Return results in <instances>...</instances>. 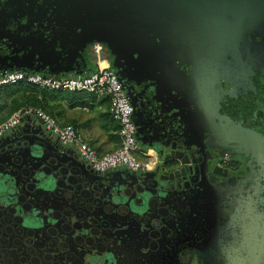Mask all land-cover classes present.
Returning a JSON list of instances; mask_svg holds the SVG:
<instances>
[{
  "label": "flooded vegetation",
  "instance_id": "obj_1",
  "mask_svg": "<svg viewBox=\"0 0 264 264\" xmlns=\"http://www.w3.org/2000/svg\"><path fill=\"white\" fill-rule=\"evenodd\" d=\"M172 3L137 63L102 43L154 169L99 172L56 136L53 149L25 133L0 154V264H264V0Z\"/></svg>",
  "mask_w": 264,
  "mask_h": 264
},
{
  "label": "water",
  "instance_id": "obj_2",
  "mask_svg": "<svg viewBox=\"0 0 264 264\" xmlns=\"http://www.w3.org/2000/svg\"><path fill=\"white\" fill-rule=\"evenodd\" d=\"M173 1L0 0V41L7 40L13 48L11 55H0V70L4 69L0 74L8 70H24L46 75L75 76L87 63V48L94 43L108 46L114 59L123 55L137 63L145 57L152 43L159 46L158 39H162L161 34L168 31L170 11L175 8ZM170 100L177 101L173 107L176 123L173 121L172 128L177 125L175 131L179 134L180 99L175 95ZM25 120L28 119H22L21 122ZM38 123L39 125H31L29 128V125L19 126L11 136L0 138V154L24 148L28 144L26 139L30 138L25 133H29L35 140L42 139L49 148L55 149V139L50 135L46 136L41 121L38 120ZM144 129L145 126L139 125L141 139L144 137ZM37 145L39 144L29 143L27 149L35 153L34 150L41 148H37ZM165 148L169 149V145ZM143 149L151 151L146 145H143ZM172 149L173 152L184 151L177 147ZM162 150L165 151L164 148ZM162 150L159 152L161 156ZM173 152L166 155V158H173ZM77 164L78 160L69 166ZM166 166L176 167L174 173L180 170L175 159L167 162ZM187 169L189 167H183V177L191 179ZM70 172L73 173L71 170ZM2 193L1 200L9 202L11 197L8 190ZM9 205L12 207L10 211L13 212L15 208L14 212L19 215V211L13 206L15 203L9 202Z\"/></svg>",
  "mask_w": 264,
  "mask_h": 264
},
{
  "label": "built area",
  "instance_id": "obj_3",
  "mask_svg": "<svg viewBox=\"0 0 264 264\" xmlns=\"http://www.w3.org/2000/svg\"><path fill=\"white\" fill-rule=\"evenodd\" d=\"M90 53L98 69L87 75H46L42 72L24 70L0 74V90L7 86L28 84L51 91L87 92L110 100V111L119 128L120 145L113 151L102 153L85 141L72 124H63L41 107L23 105L9 117L0 121V138L15 129L22 119L40 120L49 134L56 136L61 144L75 149L80 158L94 170L106 172L125 168L133 172H149L154 169L156 158L145 151L136 139L133 107L117 74L110 66L109 54L102 43L91 45Z\"/></svg>",
  "mask_w": 264,
  "mask_h": 264
},
{
  "label": "crops",
  "instance_id": "obj_4",
  "mask_svg": "<svg viewBox=\"0 0 264 264\" xmlns=\"http://www.w3.org/2000/svg\"><path fill=\"white\" fill-rule=\"evenodd\" d=\"M96 69H98V66L95 60H92L89 56L87 63L78 75H87ZM29 97L41 101L44 107L61 123L74 125L84 140L98 149V151L105 153L119 147L118 126L110 111V100L95 94L76 92L64 95L57 93L56 96H42L41 94L36 95L29 91L21 90L17 94L11 95L6 92V89H3L0 90V100H7V106L9 107L0 112V121L10 116L9 108L15 99L22 103L28 100ZM26 119L28 120L21 122V125H29L28 128L31 125H39L35 119ZM44 132L47 133L45 130ZM55 138L57 140V137ZM65 147L68 148L69 146ZM151 155L154 156L152 153Z\"/></svg>",
  "mask_w": 264,
  "mask_h": 264
},
{
  "label": "trees",
  "instance_id": "obj_5",
  "mask_svg": "<svg viewBox=\"0 0 264 264\" xmlns=\"http://www.w3.org/2000/svg\"><path fill=\"white\" fill-rule=\"evenodd\" d=\"M3 89H6V92L8 94H11V95H14V94H17L19 91L23 90V91H29L33 94H41L42 96H56L57 93L59 94H66V93H76V92H67V91H51V90H48V89H43V88H40V87H37V86H32V85H28V84H18V85H12V86H7L5 88H2L1 90ZM85 94H91V93H87V92H83ZM91 95H94V94H91ZM17 98V97H15ZM34 105V106H37V107H41L43 109H45L46 111H48L44 105L41 103V101L39 100H35V99H31L29 97L28 100H26L25 102H22L20 103L19 100H14L9 108V114L13 113L15 110H17L19 107L23 106V105ZM8 105V102L7 100H0V112L3 111L4 109H6ZM49 113H51L50 111H48ZM10 114V115H11ZM52 114V113H51ZM53 115V114H52ZM54 116V115H53ZM6 119V118H5ZM118 126V124H117ZM119 128V126H118Z\"/></svg>",
  "mask_w": 264,
  "mask_h": 264
},
{
  "label": "rangeland",
  "instance_id": "obj_6",
  "mask_svg": "<svg viewBox=\"0 0 264 264\" xmlns=\"http://www.w3.org/2000/svg\"><path fill=\"white\" fill-rule=\"evenodd\" d=\"M106 52V51H105ZM90 58L92 59V60H94V58H93V56H92V54L90 53Z\"/></svg>",
  "mask_w": 264,
  "mask_h": 264
}]
</instances>
